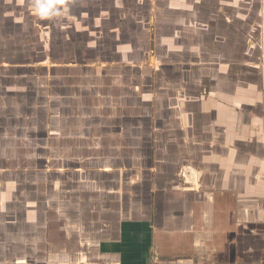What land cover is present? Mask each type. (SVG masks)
I'll return each mask as SVG.
<instances>
[{
    "label": "crops",
    "instance_id": "crops-1",
    "mask_svg": "<svg viewBox=\"0 0 264 264\" xmlns=\"http://www.w3.org/2000/svg\"><path fill=\"white\" fill-rule=\"evenodd\" d=\"M36 2L25 6L50 31L57 16L41 18ZM161 4L139 9L141 33L112 41L111 61L82 64L75 90L71 76L13 81L9 71L24 68L8 62L12 33H24V0H0V118L6 124L10 101L25 95L55 104L50 127L26 131L36 136L24 142V161L0 148V264H264V94L235 77L233 57L237 33H264V0H166L159 15ZM144 33L164 59L187 57L185 66L142 62L151 53ZM169 63L176 84L161 76ZM126 69L138 73L126 78Z\"/></svg>",
    "mask_w": 264,
    "mask_h": 264
},
{
    "label": "rangeland",
    "instance_id": "rangeland-1",
    "mask_svg": "<svg viewBox=\"0 0 264 264\" xmlns=\"http://www.w3.org/2000/svg\"><path fill=\"white\" fill-rule=\"evenodd\" d=\"M27 1L31 0H24V33H12L11 38V42L13 45V58L11 60L9 58L8 62H12L14 65L24 66L23 69H18L19 67L17 68L16 66L15 68H12L11 71H9V73H15V75H12L14 76L13 81H15V79H21L20 77H23V82L25 83L26 79H35L34 77H39L40 75H46L48 76V78H53V75L56 74L57 76H60L65 83H68L67 80H69V78L67 77L71 76L72 84L75 90H77L79 86H82V84H84V82L78 79L80 78L79 76L83 77L85 75L84 73L87 72L86 68L81 67V65L88 64L93 61H111L114 57V55L112 54V49L110 48L112 46L111 42L113 41V44L118 46L128 45L126 43L129 40L132 41L133 39H135V33H141V29L139 31L138 28L135 27L134 15L148 11V0H63L65 5H62V7L58 6L59 8L55 7L57 8L56 11L63 10V15L57 16L56 20H51V22L46 20L48 21V25L51 27L50 31H42V28L39 29L37 27V24L40 22V20L38 21L37 16L33 14V10H29L28 8L29 6L31 7V5H29L28 7L25 6ZM134 3L137 5L136 7L133 5ZM165 3L166 0H162L163 5L161 4L158 6L159 10L157 12L159 13V15H161L165 10ZM249 8L252 9V7ZM139 9L142 12H140ZM253 10L254 9H252V12ZM126 14L129 15L127 16ZM209 22L211 26H213V20H209ZM222 25L225 27V24ZM137 30L138 32H136ZM255 30H258L257 26H254V31ZM144 34L146 35L145 37L147 38V41L150 45L151 53H143L145 55H143L144 60L142 58V62H147V64H149L148 62L151 61L152 63H154L156 58V61L158 60L164 62H173L177 67L185 66L183 63H180V61L186 62L185 60H187V57H183L182 55L177 54H169L166 56V59H164V55L160 56L158 54L156 38H151L149 40V34ZM249 34L250 33L247 34V38H249L250 36L251 38H249V40L247 41L244 33H237L236 44L238 45V50H236L237 53L233 57H235V60L237 61L236 65H238V67L234 66V73L235 77L239 81H247L249 83H252L251 88H253V92L255 94L261 95L262 92L264 94V33L253 32L250 35ZM115 36H118L119 42L116 41ZM223 39L224 38L221 37L222 41ZM246 46L251 47L250 54L252 55V59L250 57L245 58L247 55L245 56L242 52V49H244V47ZM87 47L93 48L90 51V48ZM44 50L45 52H43ZM7 55L9 56V54ZM228 55L229 53L226 52V58L228 57ZM140 57H142V55ZM150 57L152 58L150 59ZM205 57H207V59H209L210 61L218 60V58L216 59L214 55L210 54H206ZM136 59L139 60L138 57ZM192 59L196 60L193 56ZM245 59L247 60V62L252 61V63H249V66L239 65V63L246 61ZM44 61H47V65L71 63L73 66L77 65V67L71 68L70 71L67 68L48 70L44 68V64H41L44 63ZM171 65L172 64L166 67L167 71H169L170 73H162L161 76H168L169 80H172L173 83L176 84L177 79L180 77V71L178 70L172 72L171 70H168V68L174 69L173 67H171ZM82 73L84 75H82ZM137 73V71L126 69L125 77L132 78L131 76H135V74ZM192 73L196 72H191L190 75ZM148 74L149 72H145L143 74L144 77L146 76V78H144L147 79L146 82H148L149 78L151 77L148 76ZM57 76L56 78H60ZM196 76L197 74L195 75V77ZM0 77H4L2 72H0ZM16 81H18L16 87L23 84L21 80ZM260 81H263L261 82L263 85H260ZM192 83L195 84V82ZM3 84L6 85V83ZM53 88H55L54 85ZM251 88L250 86H248L249 90ZM193 89H197V86L195 85L190 87V90ZM11 101L9 105L13 114L12 116L5 119L8 121V125L7 123H3L4 118H0V130L3 129L2 125L11 127L8 128L9 131L7 134L0 132V148L3 144L10 145V147L13 148L14 155L16 153H19V158H16L18 162L19 159L24 161V154L27 153V151L24 149V142L31 141L30 139L36 136L35 134L30 133L29 135L33 136L31 137L26 133V131L34 129L40 130L38 129L39 126L41 128L50 127V121H52V119L49 115L52 114L53 110L55 109V104L54 102H52V100L47 101L45 97H37L35 94L25 95L22 101H17L15 99L13 100V102ZM21 128L24 129L22 132L20 131ZM45 134L46 137L49 138V133L48 135L47 132ZM43 136V133L39 134V138L34 139V141H44V139L42 138ZM34 152L40 154L44 153V151L39 150H33V153ZM48 152L53 151L50 150ZM0 167H5V163L1 160ZM54 167L55 166L53 165L49 166L50 170H52ZM50 179H52V177H50ZM24 186V192H27L26 189L28 188L33 189L30 187V185H28L27 187L26 183L24 184ZM10 206L11 204L9 205V209ZM9 214H11V212H9ZM9 214L6 213V215ZM4 216L5 215L3 214L2 217ZM8 220L13 219L8 218L7 221Z\"/></svg>",
    "mask_w": 264,
    "mask_h": 264
},
{
    "label": "clouds",
    "instance_id": "clouds-1",
    "mask_svg": "<svg viewBox=\"0 0 264 264\" xmlns=\"http://www.w3.org/2000/svg\"><path fill=\"white\" fill-rule=\"evenodd\" d=\"M34 10L41 18H51L52 16H58L60 13L55 10L51 2L41 3L39 0L34 4Z\"/></svg>",
    "mask_w": 264,
    "mask_h": 264
}]
</instances>
